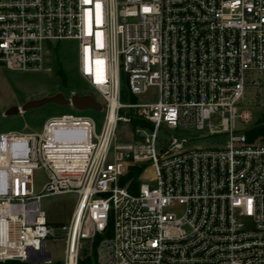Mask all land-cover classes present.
Returning a JSON list of instances; mask_svg holds the SVG:
<instances>
[{"label":"built area","instance_id":"built-area-1","mask_svg":"<svg viewBox=\"0 0 264 264\" xmlns=\"http://www.w3.org/2000/svg\"><path fill=\"white\" fill-rule=\"evenodd\" d=\"M67 41L104 119L0 134V264H264V135L237 129L264 88V0H0V68L44 72ZM62 194L76 206L53 225L40 202Z\"/></svg>","mask_w":264,"mask_h":264},{"label":"rangeland","instance_id":"rangeland-1","mask_svg":"<svg viewBox=\"0 0 264 264\" xmlns=\"http://www.w3.org/2000/svg\"><path fill=\"white\" fill-rule=\"evenodd\" d=\"M56 46L48 55L44 72L21 73L0 68V134L41 132L48 119L67 114L91 117L96 122L98 130L100 129L104 119L103 112L94 110L78 111L71 106H59L53 103L41 108L30 109L16 116H4L11 107H22L31 100L51 97L58 93H62L66 98H70L75 94L91 95L100 101L102 105L104 104L99 95L82 80L79 74L77 44L73 41H67ZM158 95L157 88H149L143 95L135 97L128 95L129 97L124 103H154L157 101ZM246 110L252 113V122L248 124L238 122V130H250L264 124L262 121L264 115V88L258 102L256 101L255 105H248ZM170 133L178 139L193 140L190 142L193 148L215 147L226 141L224 136L209 137L197 131L181 129ZM47 181L48 177L45 170L35 171L34 183L37 192L41 191ZM77 198L78 196L75 194L45 196L40 202L41 210L49 223L53 225L67 224L76 206ZM47 249L61 251L64 249V244L48 242ZM52 257L53 259H61L57 254Z\"/></svg>","mask_w":264,"mask_h":264},{"label":"water","instance_id":"water-1","mask_svg":"<svg viewBox=\"0 0 264 264\" xmlns=\"http://www.w3.org/2000/svg\"><path fill=\"white\" fill-rule=\"evenodd\" d=\"M56 104L59 106L72 105L78 111L94 110L102 112L103 108L97 100L91 95L75 94L71 99H66L62 93H58L51 97H44L42 99L31 100L25 103L22 107H11L6 111L4 116H16L20 113H25L30 109L41 108L47 104ZM33 262V261H32Z\"/></svg>","mask_w":264,"mask_h":264},{"label":"trees","instance_id":"trees-1","mask_svg":"<svg viewBox=\"0 0 264 264\" xmlns=\"http://www.w3.org/2000/svg\"><path fill=\"white\" fill-rule=\"evenodd\" d=\"M122 98L121 100L123 102H125L128 99V91L127 89L123 88L122 89ZM132 99V98H131ZM133 100V99H132ZM263 123H264V115H263V119H262ZM253 135L254 137L260 136V135H264V124L260 125L259 127H257L256 129H254L253 131ZM3 264H30V263H22V262H18V261H8L6 263ZM59 264V263H58Z\"/></svg>","mask_w":264,"mask_h":264}]
</instances>
